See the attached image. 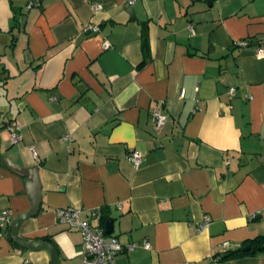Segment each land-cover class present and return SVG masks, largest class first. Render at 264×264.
<instances>
[{
    "label": "crops",
    "instance_id": "1",
    "mask_svg": "<svg viewBox=\"0 0 264 264\" xmlns=\"http://www.w3.org/2000/svg\"><path fill=\"white\" fill-rule=\"evenodd\" d=\"M262 45L264 0H0V264H49L9 242L34 201L17 236L59 264H82L65 208L100 210L104 236L136 246L113 264H264V250L217 261L264 237Z\"/></svg>",
    "mask_w": 264,
    "mask_h": 264
},
{
    "label": "built area",
    "instance_id": "2",
    "mask_svg": "<svg viewBox=\"0 0 264 264\" xmlns=\"http://www.w3.org/2000/svg\"><path fill=\"white\" fill-rule=\"evenodd\" d=\"M132 1L129 2L131 4ZM34 4L32 2H28L26 4V9H29ZM38 6V5H36ZM93 9L96 10L97 6H93ZM85 32L96 33L97 28L95 27H87L84 29ZM191 32V28H190ZM239 47H246L247 42L243 41L238 44ZM108 44L106 42L103 43L102 48L106 49ZM254 54L257 58H264V45L256 48L254 50ZM229 93H232L230 90ZM150 120L153 124V128L155 131H159L164 123L165 116L161 109L154 108L150 111ZM18 130L17 126L7 127V131L9 133V140L12 144L18 142L19 138L16 134ZM30 152L33 155V151L30 148ZM34 156V155H33ZM125 160L136 169L140 162L141 156L139 153L134 151H129L125 155ZM81 210L75 208H65L59 209L55 211V221L57 224L64 226L69 230H74L79 233L81 238V250H82V264H113V257L115 254L120 252L121 250L131 251L134 247V244L122 246L115 238H106L103 233V228H101L98 224V221L101 217L100 210H92L89 212L90 222H86L81 220ZM258 214V213H256ZM255 214V215H256ZM255 215H252L253 218ZM10 221V214L8 210L0 211V229L2 226L7 225ZM208 223L207 218H203L202 222L195 228L196 232H200L203 230ZM144 248H148L146 243L143 244ZM223 249H228L229 245L227 243H223L221 245Z\"/></svg>",
    "mask_w": 264,
    "mask_h": 264
},
{
    "label": "water",
    "instance_id": "3",
    "mask_svg": "<svg viewBox=\"0 0 264 264\" xmlns=\"http://www.w3.org/2000/svg\"><path fill=\"white\" fill-rule=\"evenodd\" d=\"M130 13V11H129ZM15 173L17 174H26L29 170H25L19 167L12 166L11 168ZM37 211V201H34L31 205L30 210L25 213L17 216L10 224V235L13 239V242L16 244V246L20 249L29 250V251H45L48 254L49 257V264H59V260L57 257V252L55 248L45 242V241H27L19 238L17 236V230L19 225L26 220L27 218L33 216ZM103 233L105 235H108L111 233V222L110 220H106L103 227ZM242 251H247L248 247H244L241 249Z\"/></svg>",
    "mask_w": 264,
    "mask_h": 264
},
{
    "label": "trees",
    "instance_id": "4",
    "mask_svg": "<svg viewBox=\"0 0 264 264\" xmlns=\"http://www.w3.org/2000/svg\"><path fill=\"white\" fill-rule=\"evenodd\" d=\"M100 220L102 223H104L105 221V219L102 216L100 217ZM9 242L13 247H16V244L13 242L10 236H9ZM247 245H248L247 247L249 248L247 251H242L241 249L224 251L223 253L217 256V261L234 260L244 256L253 255L254 253L257 252H261L262 250H264V237H255L252 240H249L247 242Z\"/></svg>",
    "mask_w": 264,
    "mask_h": 264
},
{
    "label": "rangeland",
    "instance_id": "5",
    "mask_svg": "<svg viewBox=\"0 0 264 264\" xmlns=\"http://www.w3.org/2000/svg\"><path fill=\"white\" fill-rule=\"evenodd\" d=\"M46 254H47V252H46ZM48 255V254H47Z\"/></svg>",
    "mask_w": 264,
    "mask_h": 264
}]
</instances>
